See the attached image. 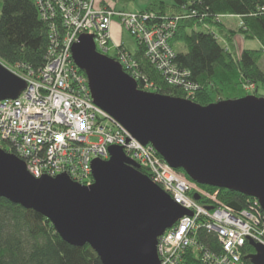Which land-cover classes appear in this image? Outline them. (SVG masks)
Here are the masks:
<instances>
[{
  "label": "water",
  "instance_id": "1",
  "mask_svg": "<svg viewBox=\"0 0 264 264\" xmlns=\"http://www.w3.org/2000/svg\"><path fill=\"white\" fill-rule=\"evenodd\" d=\"M72 55L94 102L137 139L197 183L253 196L264 210V96L201 105L140 89L119 61L97 50L91 34L79 36ZM26 85L0 59V100L17 98ZM110 154L93 160L94 183L87 186L66 173L35 177L23 159L0 147V197L42 213L67 242L91 245L103 264H160L159 237L192 212L121 146H110ZM229 205L241 209L235 200ZM248 240L256 250L251 262L264 264V244Z\"/></svg>",
  "mask_w": 264,
  "mask_h": 264
},
{
  "label": "built area",
  "instance_id": "2",
  "mask_svg": "<svg viewBox=\"0 0 264 264\" xmlns=\"http://www.w3.org/2000/svg\"><path fill=\"white\" fill-rule=\"evenodd\" d=\"M37 1L46 19L55 21L61 15L64 32L60 38L59 27L52 25V44L40 69L35 71L21 63L15 67L23 66L26 73L11 69L26 80L27 87L17 98L0 100V143H6L8 152L23 159L35 177L66 173L87 186L94 183L93 160H107L110 146H121L128 157L147 169L155 183L192 212L159 237L160 264H185L189 248L201 253L202 264H247L243 247L248 238L264 244V210L258 200L248 201L247 207L239 203L241 209L237 210L178 172L152 144L142 143L94 102L88 78L72 55L79 36L91 34L98 51L109 55L110 47H114V57H119L125 71L137 80L143 78L129 51L121 47L122 43L112 41V19L118 16L121 27L147 46L152 62L171 83L182 85L190 99L198 86L187 82L188 72L172 62L174 51L168 41L178 21L192 14L164 17L162 22L148 25V19L156 18L150 12L110 9L99 4L95 8L94 0ZM216 37L222 42L221 35L216 33ZM195 193L201 195L200 200L193 197ZM202 199L206 202H200ZM200 228L217 235L223 245L221 254L211 253L198 242L196 233Z\"/></svg>",
  "mask_w": 264,
  "mask_h": 264
},
{
  "label": "trees",
  "instance_id": "3",
  "mask_svg": "<svg viewBox=\"0 0 264 264\" xmlns=\"http://www.w3.org/2000/svg\"><path fill=\"white\" fill-rule=\"evenodd\" d=\"M136 0H101L99 5L107 8L129 10ZM139 11L153 13L148 25L162 22L164 17L192 14L178 21L177 29L169 39L174 51L172 62L182 72H188L186 81L197 85L195 95L190 98L201 105L221 99H235L250 95L247 86L264 84V0H158ZM231 14L245 19L246 26L239 28L226 24L219 17ZM59 27V36L64 32L61 15L55 21L46 19L37 0H0V59L15 67L19 63L37 71L46 62L52 44V25ZM222 35L229 43L227 49L216 37ZM258 39L260 48H245L240 56L235 55V36ZM138 48L132 52L143 78L138 79L140 89L185 97L187 90L171 83L163 71L147 54V46L135 38ZM82 72L86 75L85 71ZM145 84H151L146 87ZM146 88V89H145ZM256 95L264 96L259 94ZM0 147L8 151L6 143ZM140 170L149 175L143 166ZM182 171L189 179L191 177ZM214 191L220 190V198L226 202L237 201L249 206L256 198L227 188L201 184ZM204 203L206 200L202 199ZM262 219V217H261ZM264 220V218H263ZM198 242L211 253L221 254L223 245L215 233L200 228ZM255 247L246 241L243 258L253 264L250 256ZM200 252L189 248L185 252V264H202ZM0 264H103L99 254L89 244L73 245L64 240L53 223L42 213L32 208L13 203L0 197Z\"/></svg>",
  "mask_w": 264,
  "mask_h": 264
},
{
  "label": "rangeland",
  "instance_id": "4",
  "mask_svg": "<svg viewBox=\"0 0 264 264\" xmlns=\"http://www.w3.org/2000/svg\"><path fill=\"white\" fill-rule=\"evenodd\" d=\"M94 1H95L94 7L95 8H98V4L101 2V0H94ZM154 1H158V0H136V2H132V3L129 4L128 9H130L132 11H139L140 9L145 8L149 3H152ZM165 1L171 2L172 0H165ZM120 7H121V5H119L117 7V9L120 10L121 9ZM220 19L226 20L227 23H230V25H232L235 28H239L240 26H242V27L243 26H246L245 25V19L242 18V17H239V16H234V15H231V14H224L223 16H221ZM112 21L118 23V25L120 27V30H122L121 31L122 35H119L118 43L122 42L129 51L134 52L138 48V45H137V42H136L135 37L128 30H126V29H124V28L121 27L120 19H119L118 16H114L113 19H112ZM112 25H113V23H112ZM113 29L114 28L112 26V31H114ZM174 29H177V27H175ZM240 34L241 33H239V35H237V37L235 39V42H234L235 45H236V51H235V55L236 56H240V54L242 53V50L244 48H246V47H255V45H256V42L255 41L250 40V39H246V37L244 36V34H241V35ZM171 37H172V34H171L170 38ZM221 39H222V42H223V40H225V43H223V45L226 44V46L225 45L224 46L226 48L228 47L227 49H229V43H228V41L223 36H222ZM110 45H112V43ZM114 53H115L114 47H110V50L108 51V54H109L108 56H110V57H112V58H114L115 60L118 61V58L119 57L118 56L117 57L116 56L114 57ZM6 66L8 68H10V69H13V70L18 71L19 73H26V70L23 68V66H21V67H12V66H9V65H6ZM247 91H249L250 95H256L257 92L259 94H261V95H264V84H260L258 87H256V86H254V87L251 86L250 88L248 87L247 88ZM186 96H187V93H186ZM257 96H259V95H257ZM177 171L180 172V173H182V174H184L179 169H177ZM205 189L210 194L216 195L219 199H221L220 198V192H219L220 190L211 191V190H209L207 188H205ZM222 201H225V200L222 199Z\"/></svg>",
  "mask_w": 264,
  "mask_h": 264
},
{
  "label": "crops",
  "instance_id": "5",
  "mask_svg": "<svg viewBox=\"0 0 264 264\" xmlns=\"http://www.w3.org/2000/svg\"><path fill=\"white\" fill-rule=\"evenodd\" d=\"M238 20V19H237ZM225 22H226V20H225ZM226 24L227 25H229V26H231V27H233L232 25H230V23H227L226 22ZM113 42L114 43H116V42H118V38H119V35H122V33H121V31L122 30H120V27H119V25H118V23H116V22H114L113 21ZM237 35H239V34H237ZM237 35L235 36V39H236V37H237ZM241 35V34H240ZM246 39H249V38H246ZM250 40H253V41H255L256 42V45H255V47H246V48H260V47H262L263 45H262V43L258 40V39H250ZM235 42V41H234ZM245 49V48H244ZM235 51H236V45H235ZM261 64H262V66H263V68H264V56H263V59H262V61H261Z\"/></svg>",
  "mask_w": 264,
  "mask_h": 264
},
{
  "label": "bare ground",
  "instance_id": "6",
  "mask_svg": "<svg viewBox=\"0 0 264 264\" xmlns=\"http://www.w3.org/2000/svg\"><path fill=\"white\" fill-rule=\"evenodd\" d=\"M26 87H27V85H26Z\"/></svg>",
  "mask_w": 264,
  "mask_h": 264
}]
</instances>
